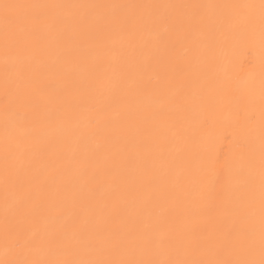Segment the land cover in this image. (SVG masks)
Listing matches in <instances>:
<instances>
[{
    "label": "bare ground",
    "instance_id": "obj_1",
    "mask_svg": "<svg viewBox=\"0 0 264 264\" xmlns=\"http://www.w3.org/2000/svg\"><path fill=\"white\" fill-rule=\"evenodd\" d=\"M3 4L2 264L260 258L261 0Z\"/></svg>",
    "mask_w": 264,
    "mask_h": 264
},
{
    "label": "snow or ice",
    "instance_id": "obj_2",
    "mask_svg": "<svg viewBox=\"0 0 264 264\" xmlns=\"http://www.w3.org/2000/svg\"><path fill=\"white\" fill-rule=\"evenodd\" d=\"M4 9L3 23L5 26L6 33L11 25L14 23V17L12 13H16L15 19L24 18L28 22L34 23L38 17L26 15L25 10L27 9H43L50 7H73V6H63V5H23V4H3ZM95 7V6H93ZM113 8H126L127 5H112ZM148 7V6H144ZM242 7L251 8L253 5H244ZM260 21L262 30H264V0H261L260 4ZM7 159V156H6ZM210 193L204 194V198H209ZM2 264V262H0ZM63 264H69V262H63ZM71 264H157L155 261H79L71 262ZM167 264H264V155H262V172H261V234H260V258L257 259H243L235 261H225V260H212V261H202V260H176L169 261Z\"/></svg>",
    "mask_w": 264,
    "mask_h": 264
}]
</instances>
